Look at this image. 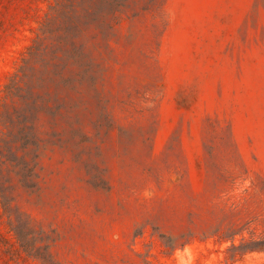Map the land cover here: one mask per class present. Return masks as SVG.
Returning a JSON list of instances; mask_svg holds the SVG:
<instances>
[{
  "label": "rangeland",
  "instance_id": "obj_1",
  "mask_svg": "<svg viewBox=\"0 0 264 264\" xmlns=\"http://www.w3.org/2000/svg\"><path fill=\"white\" fill-rule=\"evenodd\" d=\"M56 1L0 0V112ZM120 12L56 50L0 264H264V0Z\"/></svg>",
  "mask_w": 264,
  "mask_h": 264
},
{
  "label": "trees",
  "instance_id": "obj_2",
  "mask_svg": "<svg viewBox=\"0 0 264 264\" xmlns=\"http://www.w3.org/2000/svg\"><path fill=\"white\" fill-rule=\"evenodd\" d=\"M128 0H57L51 7L52 27L46 22L17 74L5 86L0 112V198L6 213H11L10 168L19 178L23 188L37 185V156L31 157L33 148L39 147L36 132L39 114L49 108L50 84H56V50L62 46L73 47L74 39L82 26L95 18L112 29L120 21V9ZM111 15V18H108ZM108 23V24H107ZM49 44H46V41ZM76 52L72 51L71 55ZM87 70L82 77L87 75ZM50 109V108H49Z\"/></svg>",
  "mask_w": 264,
  "mask_h": 264
}]
</instances>
